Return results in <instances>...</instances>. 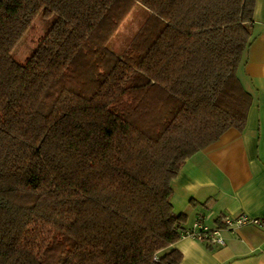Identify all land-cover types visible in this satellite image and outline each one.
Returning <instances> with one entry per match:
<instances>
[{"label": "trees", "instance_id": "trees-1", "mask_svg": "<svg viewBox=\"0 0 264 264\" xmlns=\"http://www.w3.org/2000/svg\"><path fill=\"white\" fill-rule=\"evenodd\" d=\"M147 17L107 46L136 5ZM254 0H0V264H179L171 181L252 103ZM55 16L24 64L13 47Z\"/></svg>", "mask_w": 264, "mask_h": 264}, {"label": "crops", "instance_id": "crops-1", "mask_svg": "<svg viewBox=\"0 0 264 264\" xmlns=\"http://www.w3.org/2000/svg\"><path fill=\"white\" fill-rule=\"evenodd\" d=\"M252 103L242 131L228 129L217 141L185 160L171 181L173 211L191 227L197 214L213 225L223 214L264 216V0H254L251 40L237 71ZM224 245L188 237L174 244L179 264H264V230H223Z\"/></svg>", "mask_w": 264, "mask_h": 264}, {"label": "rangeland", "instance_id": "rangeland-1", "mask_svg": "<svg viewBox=\"0 0 264 264\" xmlns=\"http://www.w3.org/2000/svg\"><path fill=\"white\" fill-rule=\"evenodd\" d=\"M54 17L46 18L37 15L33 18L27 30L13 47L11 56L16 62L25 63L40 38L50 27ZM146 17L147 11L141 5L136 4L109 39L108 48L115 53L123 51Z\"/></svg>", "mask_w": 264, "mask_h": 264}, {"label": "built area", "instance_id": "built-area-1", "mask_svg": "<svg viewBox=\"0 0 264 264\" xmlns=\"http://www.w3.org/2000/svg\"><path fill=\"white\" fill-rule=\"evenodd\" d=\"M247 225L264 230V216L250 217L244 213L235 216L223 214L217 218L215 224L208 225L205 223V215L199 213L192 226L183 230L181 237H188L207 245L223 246L225 243L222 236L223 230H232Z\"/></svg>", "mask_w": 264, "mask_h": 264}]
</instances>
